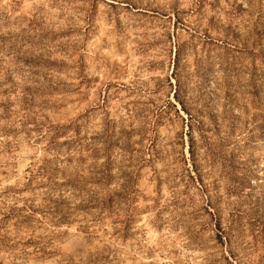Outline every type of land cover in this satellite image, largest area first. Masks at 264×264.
I'll return each mask as SVG.
<instances>
[{
    "label": "rangeland",
    "instance_id": "rangeland-1",
    "mask_svg": "<svg viewBox=\"0 0 264 264\" xmlns=\"http://www.w3.org/2000/svg\"><path fill=\"white\" fill-rule=\"evenodd\" d=\"M0 264H264V0H0Z\"/></svg>",
    "mask_w": 264,
    "mask_h": 264
},
{
    "label": "trees",
    "instance_id": "trees-1",
    "mask_svg": "<svg viewBox=\"0 0 264 264\" xmlns=\"http://www.w3.org/2000/svg\"><path fill=\"white\" fill-rule=\"evenodd\" d=\"M173 74H174L175 79H176L177 84H178L177 89H176V91L174 93L175 101L180 105V107H181V109H182L183 112H185L187 115H190L189 112H188V110H187V108H186V105H185L184 101L180 97L181 92H182V89L180 87V84L181 83H180V81L178 79V76H177V74H178V64L175 65V69H174V73ZM192 127H193L192 125L189 126V132H188V135H189V138H190V142L192 140V136H191V134H192ZM190 153H191V151H190Z\"/></svg>",
    "mask_w": 264,
    "mask_h": 264
}]
</instances>
